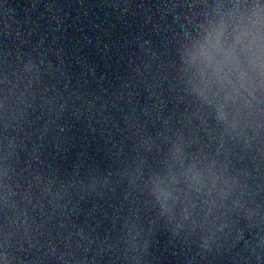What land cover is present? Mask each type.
<instances>
[{
    "label": "water",
    "instance_id": "water-1",
    "mask_svg": "<svg viewBox=\"0 0 264 264\" xmlns=\"http://www.w3.org/2000/svg\"><path fill=\"white\" fill-rule=\"evenodd\" d=\"M0 264H264V0H0Z\"/></svg>",
    "mask_w": 264,
    "mask_h": 264
}]
</instances>
